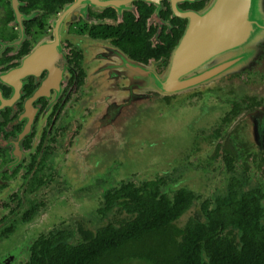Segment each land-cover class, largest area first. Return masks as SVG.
Wrapping results in <instances>:
<instances>
[{
	"label": "flooded vegetation",
	"instance_id": "flooded-vegetation-1",
	"mask_svg": "<svg viewBox=\"0 0 264 264\" xmlns=\"http://www.w3.org/2000/svg\"><path fill=\"white\" fill-rule=\"evenodd\" d=\"M206 2L0 0V264H33L127 227L139 195L173 214L164 217L183 247L166 235V253L198 264H221L208 250L240 249L250 227L264 234V142L247 134V112L264 107V32L257 57L247 45L233 51L220 86L167 97L157 121L152 92L124 64L162 71ZM255 8L264 30V1ZM79 156L96 159L85 177ZM210 222L212 244L187 241Z\"/></svg>",
	"mask_w": 264,
	"mask_h": 264
},
{
	"label": "water",
	"instance_id": "water-1",
	"mask_svg": "<svg viewBox=\"0 0 264 264\" xmlns=\"http://www.w3.org/2000/svg\"><path fill=\"white\" fill-rule=\"evenodd\" d=\"M263 1L207 0L201 9L189 12V22L185 31L172 48L167 64L159 73H153V68L149 70L146 65L123 57L125 66L133 68L134 80L144 83L147 85L145 90L152 92L145 97L149 95L154 100L155 120L169 112L168 106L172 105V101L166 103L167 97L176 100L195 90L204 89L213 82L220 86L221 82L218 79L234 65L231 58L233 51L247 45V56L250 54L257 57L262 48L255 43L260 40L258 36L264 30L259 27L258 19L261 13L255 6ZM248 89L249 84L247 91ZM257 89L261 87L257 86ZM96 101L98 105H102L99 98H96ZM98 113L94 120L95 124L101 122V111ZM107 113L114 114L117 118L124 114L116 110ZM137 113L140 115V111ZM141 113L152 114L153 110H141ZM127 114L130 115V120L134 121L133 113L128 111ZM142 119L144 120V117ZM139 120L141 121V118ZM247 129H250L247 133L250 141L264 142V107H253L247 112ZM87 135L84 130L75 151H82ZM78 158L80 170L77 176L85 177L88 164L96 159H86L82 156Z\"/></svg>",
	"mask_w": 264,
	"mask_h": 264
},
{
	"label": "trees",
	"instance_id": "trees-1",
	"mask_svg": "<svg viewBox=\"0 0 264 264\" xmlns=\"http://www.w3.org/2000/svg\"><path fill=\"white\" fill-rule=\"evenodd\" d=\"M139 196L144 204L138 211V217L131 220L127 227H110L106 235L92 237L89 244L78 247L61 246L57 251L47 252L38 259L42 264H198L190 256L179 254L178 250L166 253L164 245L169 243L167 236L183 247L175 239L177 231L171 230L168 218L164 217H173V214L163 212L160 203L153 202L151 197ZM203 229L205 231L200 230L198 235L189 231L186 234L187 241L199 247L205 234L207 243L212 244L215 235L212 223ZM241 242L245 244L240 249L228 247L218 252L211 247L208 251L211 257L220 259L221 264H264V234L260 235L256 228L250 227L246 238L242 237ZM193 256L197 261V248H193ZM38 259H34L32 263L39 264Z\"/></svg>",
	"mask_w": 264,
	"mask_h": 264
},
{
	"label": "rangeland",
	"instance_id": "rangeland-1",
	"mask_svg": "<svg viewBox=\"0 0 264 264\" xmlns=\"http://www.w3.org/2000/svg\"><path fill=\"white\" fill-rule=\"evenodd\" d=\"M154 121H155V120H154ZM156 121H157V120H156ZM133 264H134V263H133ZM137 264H142V263H139V262H138Z\"/></svg>",
	"mask_w": 264,
	"mask_h": 264
}]
</instances>
